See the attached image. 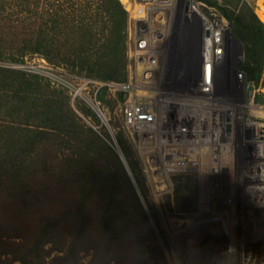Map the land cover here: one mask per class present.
Instances as JSON below:
<instances>
[{
  "label": "trees",
  "instance_id": "1",
  "mask_svg": "<svg viewBox=\"0 0 264 264\" xmlns=\"http://www.w3.org/2000/svg\"><path fill=\"white\" fill-rule=\"evenodd\" d=\"M198 1L229 24L241 48L237 70L245 85L256 86L264 77L262 23L243 0ZM126 25L118 0H0V64L19 66L39 59L73 79L123 82ZM96 98L111 108L104 88ZM74 108L93 118L80 101ZM115 138L142 190L128 142L121 133ZM61 181L70 184L73 201L51 216L41 205L43 192L37 186L49 188ZM175 184V207L191 215L195 179L178 178ZM149 215L154 219L152 209ZM93 227L98 237L90 241L87 234ZM147 236L154 240L117 156L80 122L64 89L38 74L0 66V264H43L46 243L58 246L55 250L65 246L63 256L54 260L67 264H77L78 253L89 249L91 264H108L128 254L135 264H145L151 254Z\"/></svg>",
  "mask_w": 264,
  "mask_h": 264
},
{
  "label": "rangeland",
  "instance_id": "2",
  "mask_svg": "<svg viewBox=\"0 0 264 264\" xmlns=\"http://www.w3.org/2000/svg\"><path fill=\"white\" fill-rule=\"evenodd\" d=\"M118 1L127 14L123 82L101 83L79 76L73 79L60 68L47 66L39 59L19 66H0L35 73L51 85L61 86L80 122L112 149L154 238L146 237L151 254L146 256L145 264H212L208 259L211 246L207 245L212 237L210 231L217 233L218 242L225 240L229 245L230 241L233 250L228 256L230 264H264V221L256 218L257 212L263 210L251 208V205H261V201L256 203L258 192L252 190L255 181H251V187L244 181L234 155L238 129L264 134L261 129L264 127V77L256 86L244 84L237 70L242 57L239 43L231 35L226 20L202 2L185 1L188 8L182 19L175 10V0ZM243 1L264 27V0ZM213 33L220 34L217 44L211 41ZM204 39L210 44L207 57L211 77L214 79L218 66L217 62L213 66V62L220 60L216 59L219 55L227 54L234 74H240L233 87L203 93L196 86L206 58ZM190 70L195 81L189 83ZM101 88L111 101L110 109L96 98ZM257 96L262 98L261 103L255 102ZM75 101H80L93 118L75 110ZM177 128L181 131L180 139L173 134ZM205 131L209 133L208 141L202 139ZM117 133L128 142L142 179V190L121 154L115 138ZM199 136L202 140L191 143L192 138ZM189 177L195 179L197 189L196 208L191 215L176 208L174 203L175 180ZM58 184L49 188L37 186L43 192L41 205L51 216L61 214L73 201L70 184L65 181ZM150 208L154 219L149 215ZM90 231L87 240L91 241L98 235L95 227ZM253 240L256 243L252 245ZM90 241L86 243L92 244ZM53 247L58 246L43 245V264H67L54 260L63 256L65 246L62 250ZM122 247L126 251L127 246ZM92 255L91 249L79 252L77 264H91ZM133 260L128 254L113 258L108 264L118 261L135 264ZM11 264L21 263L16 260Z\"/></svg>",
  "mask_w": 264,
  "mask_h": 264
},
{
  "label": "built area",
  "instance_id": "3",
  "mask_svg": "<svg viewBox=\"0 0 264 264\" xmlns=\"http://www.w3.org/2000/svg\"><path fill=\"white\" fill-rule=\"evenodd\" d=\"M185 1L187 2L188 0H175L174 1L175 10L177 14L181 16L182 19H185V13L188 8V5L184 4ZM140 47H143V46H140ZM226 56L227 54L224 56L219 55V58H216V59L217 60L220 59V60L213 62V66L214 65L216 66V62L218 65L214 79L213 77H211V73L209 69L210 60L208 59V57L203 59L202 67H201L202 74H200V78H199L200 80H197L196 82L197 87L202 85L201 82L204 84L203 87L201 88L199 87V89L203 93L207 91L209 92L210 89H214L216 91L217 90L225 91L226 88L233 87V83L235 85V83L239 80L240 74L239 73L234 74L233 67L230 65V60H228ZM191 68L194 69V66L192 65ZM229 75H231L230 79H229ZM187 76L189 78V83L190 81L191 82L195 81L193 80L194 76L191 70L189 71V75ZM206 80H208V83H204V81ZM133 114H135V111L133 112ZM137 118L139 117L137 116ZM140 118H143V117H140ZM128 120L129 118H127V121ZM261 129H264V127H261ZM180 132L181 131L177 128V131L173 133L174 135L176 134V136L174 137L175 138L178 137L180 139L181 137L178 135ZM166 133H167L166 135L170 134L169 132H166ZM259 133H261V131H259ZM190 135L191 134H189V136ZM208 135L209 133L205 131L203 134V138H202L203 141L209 140L207 137ZM202 139L200 138V136L198 139L192 138L191 143L193 140L197 142V140L199 141ZM234 143H235L234 155L238 163L237 165H238L239 173H241V175L243 176L244 181H246L247 183H250L249 185L250 187H251V181L252 180L255 181V186L252 187V190H253V193L258 192L257 194L258 199L256 200V203H260L261 201V205L256 206V207H254V205H251V208L253 207L258 211L263 210V211H260V213L257 212L256 214V218H258L262 222L264 221V218L261 216V214H264V134L261 133L260 135H258L255 133H247L246 131H244V129H243V132L241 129L240 130L238 129L235 135ZM226 201L229 202V198H227ZM210 234L212 235V237L209 240L218 238L217 237L218 235L215 231H210ZM227 246L228 245H226V247Z\"/></svg>",
  "mask_w": 264,
  "mask_h": 264
},
{
  "label": "bare ground",
  "instance_id": "4",
  "mask_svg": "<svg viewBox=\"0 0 264 264\" xmlns=\"http://www.w3.org/2000/svg\"><path fill=\"white\" fill-rule=\"evenodd\" d=\"M125 2V1H124ZM132 4V3H131ZM262 8V7H261ZM264 12V11H263ZM263 14V13H262ZM264 18V17H263ZM183 36H185L186 35V33H183L182 34ZM212 38V42L213 43H218V39L220 38V34L218 33H213V36L211 37ZM200 44V43H199ZM203 44H204V52H205V57H207V54L209 53V46H210V44H209V40H207V39H204L203 40ZM193 61V60H192ZM191 62V61H190ZM206 66V65H205ZM191 67V66H190ZM204 83H208V80H206V81H204ZM201 84L202 85H200L199 87L201 88V87H203V83L201 82ZM233 85H234V83H233ZM214 86V85H213ZM220 86V85H219ZM220 88V87H219ZM174 136H176V134L174 135ZM193 143L195 144V141L193 140ZM191 149H192V147H191ZM192 151V150H191ZM242 193V192H241ZM230 202H231V200H229ZM262 217L264 218V215H262ZM197 231V230H196ZM195 231V232H196ZM194 234V233H193ZM195 237V236H194ZM217 242H218V238L216 239H212V240H209L208 241V243H207V245H209V246H211L210 247V251H209V260H211V262H212V264H230V260L228 259L229 257L228 256H230L229 254L233 251L230 247V241H229V245L226 247V241L225 240H221L220 242H219V244H217ZM252 242V245L254 244V243H256L255 242V240H253V241H251ZM202 245V244H201ZM216 245V246H215ZM256 245V248H257V244H255ZM206 246V245H205ZM215 246V249H213L214 251H212L213 252V254L211 253V250H212V248ZM193 251V250H192ZM258 254V253H257ZM244 255V254H243ZM246 256V255H245ZM244 256V257H245ZM194 257H196V256H194ZM247 257V256H246ZM248 258V257H247ZM220 259H222V262H220ZM244 260H245V258H244ZM209 262V261H208Z\"/></svg>",
  "mask_w": 264,
  "mask_h": 264
}]
</instances>
